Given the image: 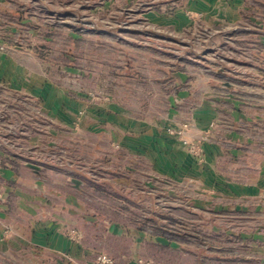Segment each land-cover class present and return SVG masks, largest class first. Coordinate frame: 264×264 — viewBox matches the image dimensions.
I'll return each instance as SVG.
<instances>
[{"label": "rangeland", "instance_id": "1", "mask_svg": "<svg viewBox=\"0 0 264 264\" xmlns=\"http://www.w3.org/2000/svg\"><path fill=\"white\" fill-rule=\"evenodd\" d=\"M190 2L28 0L24 11L40 15V30L31 32L29 22L17 32L0 29V67L8 72L0 75V165L36 163L46 187L78 178L91 210L150 199L145 227L191 244L194 264H264V119L230 124L220 89L221 107L206 124L191 95L194 75L215 71V87L243 86L234 99L247 112L261 98L264 118V73L229 75L251 67L237 59L254 51L264 72V44L226 28L213 33ZM42 198L39 210L52 196ZM192 209L194 218H185ZM146 253L137 264H158L156 248ZM160 253L166 264L179 256ZM104 256L112 260L102 254L95 263L110 264Z\"/></svg>", "mask_w": 264, "mask_h": 264}, {"label": "crops", "instance_id": "2", "mask_svg": "<svg viewBox=\"0 0 264 264\" xmlns=\"http://www.w3.org/2000/svg\"><path fill=\"white\" fill-rule=\"evenodd\" d=\"M27 1L0 0V29L6 27L17 32L21 24L29 22L32 26L31 32L40 30L36 25L40 15L24 11ZM187 8L202 13L207 27L213 33L219 34L220 30L226 28L231 34L238 32L243 42L250 34L254 41L259 37L260 43L264 44V0H191ZM181 26L183 25L179 27ZM260 54L254 51L249 56H241L237 59L238 62L248 63L253 67L238 65L240 69H231L234 74L229 75L234 78L262 77L264 72L260 64L263 56ZM4 69L0 67L1 77L8 74ZM223 73L227 74L224 70ZM213 75L215 71L202 72L194 75V83H191L192 88L194 86L191 95L198 96L194 98V110L199 121L204 122L206 119L207 124L221 107L215 101L218 96L216 90L220 89L228 94L223 97L222 108L227 112L230 124L237 125L243 120L249 123L263 121L262 104L259 103L261 86H254V93H259L260 99L257 98L254 107L248 108L250 112H247L234 99L243 86L233 85L232 82L227 83L226 87H215L214 81L210 80L214 79ZM201 80L206 84L203 85ZM179 94L181 97H188L187 91H180ZM200 94L206 96L205 99ZM202 111H206V116ZM141 132L144 140H150V129L143 128ZM235 134L239 137L238 133ZM134 140V137H127V141ZM142 148L146 152L145 146ZM38 176L39 173L27 164L16 167L0 165V178L5 181L0 189L7 198L0 203V264H97L95 260L102 254L112 257L110 264H137L136 259L140 253L143 256L149 255L146 249L151 247L159 252L157 258L155 257L158 264H166V260L160 257V252L168 249L179 255L175 264H194V249L191 244L170 240L166 234H152L145 227V221L151 218L150 199H114L110 205L97 202L98 208L91 210L88 209L80 188L69 183H54L50 184L52 187H46L38 180ZM43 196H52V199L46 200L44 207L40 206L39 210L36 203L38 200L42 201ZM193 212L192 209L191 213L183 216L193 219ZM67 223L82 231L80 240L73 241L66 235L65 230L72 228L64 225Z\"/></svg>", "mask_w": 264, "mask_h": 264}, {"label": "built area", "instance_id": "3", "mask_svg": "<svg viewBox=\"0 0 264 264\" xmlns=\"http://www.w3.org/2000/svg\"><path fill=\"white\" fill-rule=\"evenodd\" d=\"M6 197L0 193V203H3L4 201H6ZM66 235L73 241H78L80 239L81 236V232L77 229L74 228H69L65 230ZM100 260L102 263H110L112 262L111 259L104 257H100ZM144 264H150L149 262L144 263Z\"/></svg>", "mask_w": 264, "mask_h": 264}, {"label": "water", "instance_id": "4", "mask_svg": "<svg viewBox=\"0 0 264 264\" xmlns=\"http://www.w3.org/2000/svg\"><path fill=\"white\" fill-rule=\"evenodd\" d=\"M28 165L27 166H31L32 169H34L36 172H39L41 167L40 165L36 164V163H33V162H28L27 163ZM72 183H74V186L76 188H80L81 184H82V181L78 178H72L71 179Z\"/></svg>", "mask_w": 264, "mask_h": 264}]
</instances>
